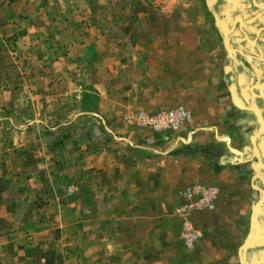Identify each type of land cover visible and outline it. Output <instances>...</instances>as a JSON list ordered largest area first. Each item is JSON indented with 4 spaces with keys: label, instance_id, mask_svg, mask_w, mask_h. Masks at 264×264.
<instances>
[{
    "label": "crops",
    "instance_id": "crops-1",
    "mask_svg": "<svg viewBox=\"0 0 264 264\" xmlns=\"http://www.w3.org/2000/svg\"><path fill=\"white\" fill-rule=\"evenodd\" d=\"M205 5L211 35L201 27L205 18L186 17L169 6L150 15L145 30L131 38L126 59H114L109 36L75 44L69 58L81 61L74 68L87 82L103 87L114 113L106 124L112 127L104 129L103 142L83 151L75 143L59 145L52 158L0 146V264H51L46 236L57 231L62 239L73 228L84 245L87 226L96 235L92 243L98 245L104 233L111 250L114 241L123 249L144 250L143 264H264V0ZM4 16L0 9V21ZM60 57L30 62L27 70L37 74L29 84L32 101L36 89L43 106L51 105L55 92L62 101L69 93L72 83L61 63L66 56ZM12 67L0 64V78ZM3 97L14 99L6 92ZM178 106L190 116L176 130L118 127L122 113L156 114ZM82 117L75 106L64 105L57 114L73 124ZM95 180L121 189L105 194L111 209L85 208L92 193H65L67 184L81 188ZM190 188L213 189L214 207H190L200 197ZM41 199L51 206H40ZM71 202L81 208H70ZM181 203L197 232L188 251L174 214Z\"/></svg>",
    "mask_w": 264,
    "mask_h": 264
},
{
    "label": "rangeland",
    "instance_id": "rangeland-1",
    "mask_svg": "<svg viewBox=\"0 0 264 264\" xmlns=\"http://www.w3.org/2000/svg\"><path fill=\"white\" fill-rule=\"evenodd\" d=\"M205 3L206 0H0V9L5 13L0 21V64L14 65L10 68V75L0 78V146L9 152L17 150L45 159L52 158L59 145L75 143L83 151L85 146L94 141L103 142L106 138L104 129L112 127L106 122L110 119L108 115L114 114L113 109L101 84L87 82L85 75L74 68H79L81 64L77 58H69V55H73L75 44L80 41L89 43L94 35L109 36L114 40L109 50H113L114 59H126L133 50L131 38L140 30H145L144 23L148 22L150 15L161 8L170 11L169 6H172V11H178L183 16L205 18L201 27L211 35L213 21L207 20ZM42 55L51 59L55 57L56 60L59 56H66L64 59L60 57L61 63L67 66L72 83V88L67 89L69 93L61 96L64 97L63 101L56 98V92L53 94L54 101L50 106H43L42 102L37 101L40 90L36 89L37 100L32 101L30 97L33 88L31 89L29 84L37 80V74L27 69L31 66L33 58L42 59ZM4 92L12 94L14 99L11 103L3 99ZM64 105L70 108L75 106L82 118L85 116L86 119L74 124L67 120L59 121L57 114ZM47 113L50 114V119L46 118ZM141 114L153 115L141 111L122 113L118 127L122 128L124 124L128 126L126 128L133 127V130L148 128L153 132H162L176 130L188 121L176 129L155 130L152 126L142 123L139 116ZM120 191L115 184L104 180L88 181L81 188L73 183L65 186L66 195L82 193L83 196H88L92 193L93 201H83L84 207L91 209L93 206L105 211L112 207L110 202L105 201V194ZM46 203L50 205L49 200L41 199L39 205ZM121 203L119 201V204ZM180 206L182 203L174 208V214L180 222L179 237L188 251L180 234L183 223V217L177 211ZM69 207L75 208L76 205L73 206L71 202ZM70 214L73 215L71 212ZM81 217L82 220L87 219L84 212ZM48 219L50 224H58L52 220V216ZM66 230L62 239L57 231L53 235L50 234L51 236H46L49 237L45 240L46 246H50L54 257L51 264H74L80 259L82 264H91L93 256H98L95 264H143L141 259L145 251L139 247L130 246L123 249L122 245L115 244L117 241L113 240L114 247L111 250L104 233L100 234L98 245L92 243L96 235L92 234L89 226L85 227L87 232L82 235L86 242L80 245L79 236L73 234V228ZM117 235L119 234L114 233V238ZM178 256L175 252L173 259Z\"/></svg>",
    "mask_w": 264,
    "mask_h": 264
},
{
    "label": "built area",
    "instance_id": "built-area-1",
    "mask_svg": "<svg viewBox=\"0 0 264 264\" xmlns=\"http://www.w3.org/2000/svg\"><path fill=\"white\" fill-rule=\"evenodd\" d=\"M142 123L152 126L155 130H161L164 128H177L182 123L189 119V112L182 106L176 108H170L164 111H160L153 115L144 114L139 115ZM200 192L199 200L196 204L190 205V207L208 208L214 207V201L216 193L210 188H190L189 193ZM178 213L183 217L181 237L188 250H191L195 246L197 239V232L192 228L190 219L188 218V210L186 206L182 205L177 209Z\"/></svg>",
    "mask_w": 264,
    "mask_h": 264
},
{
    "label": "water",
    "instance_id": "water-1",
    "mask_svg": "<svg viewBox=\"0 0 264 264\" xmlns=\"http://www.w3.org/2000/svg\"><path fill=\"white\" fill-rule=\"evenodd\" d=\"M234 100H235V102L237 103L236 99H234Z\"/></svg>",
    "mask_w": 264,
    "mask_h": 264
}]
</instances>
